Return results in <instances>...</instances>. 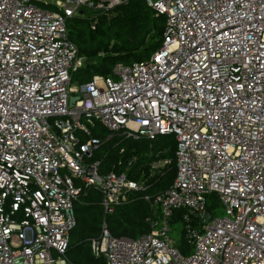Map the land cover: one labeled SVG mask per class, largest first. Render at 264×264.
<instances>
[{
	"label": "built area",
	"instance_id": "obj_1",
	"mask_svg": "<svg viewBox=\"0 0 264 264\" xmlns=\"http://www.w3.org/2000/svg\"><path fill=\"white\" fill-rule=\"evenodd\" d=\"M125 1L0 0V264H70L86 188L105 213L147 188L88 161L98 124L125 139L176 140L175 178L144 194L159 208L149 232L116 237L103 223L92 241L105 264H264V0H145L165 19L154 53L72 85L84 61L68 19ZM170 162L152 161L149 176ZM212 194L221 216L207 211ZM176 210L188 252L170 236Z\"/></svg>",
	"mask_w": 264,
	"mask_h": 264
},
{
	"label": "trees",
	"instance_id": "obj_2",
	"mask_svg": "<svg viewBox=\"0 0 264 264\" xmlns=\"http://www.w3.org/2000/svg\"><path fill=\"white\" fill-rule=\"evenodd\" d=\"M67 27L70 41L84 60L83 65L72 74L71 84H82L89 82L93 76L111 75L118 63L130 64L147 59L163 40L165 19L162 15L156 16L145 0H126L94 17L70 18ZM91 132L102 141L97 152L88 160L100 162L99 174L111 170L125 172L129 179L141 182L147 188L134 191L128 201L116 206L112 213L104 212L95 188H86L74 204L76 225L71 231L65 254L70 264H105V258L96 256L91 248L92 241L101 236L103 223L116 237L136 238L149 232V220L159 214V208L145 201L144 194L154 195L164 190L176 175V140L173 135L159 136L154 140H131L111 134L99 124L91 128ZM162 159H170L171 162L161 175L150 177L151 162ZM217 206L215 195H210L207 211L212 214ZM181 213V210L173 213L170 227L172 230L177 225L176 232H180L181 236L177 247L182 252H188Z\"/></svg>",
	"mask_w": 264,
	"mask_h": 264
},
{
	"label": "rangeland",
	"instance_id": "obj_3",
	"mask_svg": "<svg viewBox=\"0 0 264 264\" xmlns=\"http://www.w3.org/2000/svg\"><path fill=\"white\" fill-rule=\"evenodd\" d=\"M84 61V60H83ZM72 85H74V86H79V84H77V83H72ZM77 95H79V94H74V95H72L71 97H70V107H72L73 106V103H74V99L75 98H77V97H75V96H77ZM130 142V141H129ZM96 152H97V150H96ZM95 152V153H96ZM222 215V208L220 207V206H217L216 207V209H214L213 211H212V216L214 217V216H221ZM179 226V229H180V225H178ZM176 228H177V225H175V226H173L172 227V230H171V233H170V236H171V238H172V240H173V242L176 244V245H178V242H179V240L181 239L180 237V232L179 233H177L176 232ZM180 231V230H179Z\"/></svg>",
	"mask_w": 264,
	"mask_h": 264
},
{
	"label": "water",
	"instance_id": "obj_4",
	"mask_svg": "<svg viewBox=\"0 0 264 264\" xmlns=\"http://www.w3.org/2000/svg\"><path fill=\"white\" fill-rule=\"evenodd\" d=\"M24 2H30V1H33V0H23ZM77 98H75L74 99V101L76 100ZM87 175L88 176H92V177H94V174H93V170H92V168H88V170H87ZM96 179H97V181H100V179L98 178V177H96ZM205 218L206 219H209L210 218V215L208 214V213H205Z\"/></svg>",
	"mask_w": 264,
	"mask_h": 264
}]
</instances>
